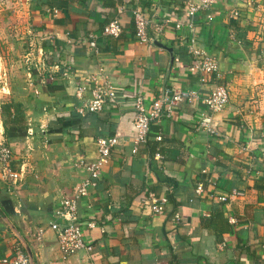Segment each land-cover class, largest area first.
<instances>
[{
	"label": "crops",
	"instance_id": "obj_1",
	"mask_svg": "<svg viewBox=\"0 0 264 264\" xmlns=\"http://www.w3.org/2000/svg\"><path fill=\"white\" fill-rule=\"evenodd\" d=\"M187 1L0 0V143L13 150L12 168L25 169L15 186L0 177V264L18 244L33 264H264V175H256L264 168V0H219L194 18ZM137 8L152 19L150 35L173 48V62L166 48L136 37ZM117 16L121 35H104ZM176 22L193 25L178 30ZM192 34L219 60L204 82L184 44ZM99 64L118 101L81 113L90 93L78 97L77 86L89 85ZM216 84L230 89L223 110L182 103L133 152L138 94L148 104L165 87L205 96ZM9 101L24 109L11 140L2 114ZM203 120L216 133L200 128ZM116 133L96 187L79 202L80 220L95 222L84 230L92 249L64 258L49 224L64 221L56 209L86 178L80 162L98 156V138ZM151 192L168 198L164 213L143 204Z\"/></svg>",
	"mask_w": 264,
	"mask_h": 264
},
{
	"label": "built area",
	"instance_id": "obj_2",
	"mask_svg": "<svg viewBox=\"0 0 264 264\" xmlns=\"http://www.w3.org/2000/svg\"><path fill=\"white\" fill-rule=\"evenodd\" d=\"M218 1L219 0H189L186 3L184 12L194 18L201 10L212 7L214 4L218 3ZM235 14H237V12H235ZM133 18L136 37L139 41L149 44L155 43L156 37L149 33L152 19L146 10L141 8L135 9L133 11ZM192 25V22H176L175 28L181 30L183 27L192 28ZM122 31L123 24L121 18L117 16L105 25L103 34L117 38L121 35ZM187 40V42H184L182 38V42L187 46V50L192 56V67L196 72L200 73V79L204 82L207 80L206 75L219 72V60L197 45L195 34L190 35ZM89 44L92 51L98 54L99 50L94 37L90 40ZM104 72V65L99 64L96 72L90 76V84L80 83L77 86L76 93L78 97L83 99L87 91L90 93V97L84 99L83 106L79 108L81 113L99 112L106 104H113L118 101L116 88L112 81L104 76ZM199 99H202L209 111L214 114L223 110L228 105L230 100V89L226 84H216L209 94L202 96L194 89H174L172 87H165L161 94L148 104L145 102L143 95L138 94L133 101L135 113L133 119L135 131L133 136V152H137L139 145L148 140L151 124L153 122L161 119L163 116H172L175 109L180 104L194 103ZM198 126L211 133H216V129L211 122L203 120ZM156 138L159 140L162 136L158 135ZM97 143L98 156L88 163L85 161L80 162V165L87 169L88 174L86 178L78 184L71 197H65L61 200L59 207L55 211L56 217L64 221L59 222L55 220L49 224V228H52L56 233L59 250L64 258L70 257L83 250L89 251L92 249L91 243L85 240L84 230L86 225L90 228L95 227V222L90 220L87 223H83L80 220L79 202L82 198L89 196L91 188L96 187L102 166L110 159L113 149L119 143V134L116 133L111 136L100 137ZM13 156L12 148L6 143H0V177L8 184L15 186L23 178L25 169L23 167L18 170L12 168ZM155 158L160 159L161 154L156 153ZM256 175H264V168L256 170ZM195 190L197 193H201L203 191L202 183H199ZM231 194L239 195L240 192L234 189ZM228 197L229 196L225 194L219 196L218 199L220 201H226ZM167 203L168 198L166 196H158L151 192L148 194L143 204L153 213L161 214L164 213ZM230 219L232 222H235L232 217ZM173 220L179 222L181 220V214L176 212L173 216ZM43 232L44 228L38 229L39 236H42ZM2 262L4 264H30V258L24 247L18 244L15 248L14 255L4 258Z\"/></svg>",
	"mask_w": 264,
	"mask_h": 264
},
{
	"label": "trees",
	"instance_id": "obj_3",
	"mask_svg": "<svg viewBox=\"0 0 264 264\" xmlns=\"http://www.w3.org/2000/svg\"><path fill=\"white\" fill-rule=\"evenodd\" d=\"M2 114L4 117L5 134L11 140L12 137H15L13 136L15 132L12 131V126H16L24 121V109L21 102L9 101L2 103Z\"/></svg>",
	"mask_w": 264,
	"mask_h": 264
},
{
	"label": "water",
	"instance_id": "obj_4",
	"mask_svg": "<svg viewBox=\"0 0 264 264\" xmlns=\"http://www.w3.org/2000/svg\"><path fill=\"white\" fill-rule=\"evenodd\" d=\"M155 43L158 45V46H161V47H164V48H166L169 52H170V54H171V59H172V62H173V60H174V52H173V48L172 47H169V46H167V45H165V44H163V43H161V42H159V41H155ZM0 214L1 215H3V212L0 210ZM27 252H28V255H29V258H30V264H33V257H32V255H31V253H30V251L29 250H27Z\"/></svg>",
	"mask_w": 264,
	"mask_h": 264
}]
</instances>
